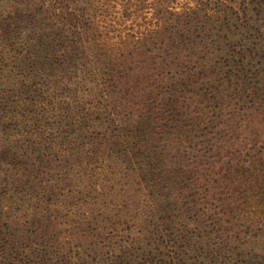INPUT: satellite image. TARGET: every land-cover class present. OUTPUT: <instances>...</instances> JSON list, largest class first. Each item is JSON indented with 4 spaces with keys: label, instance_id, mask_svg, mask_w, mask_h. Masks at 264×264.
<instances>
[{
    "label": "trees",
    "instance_id": "obj_1",
    "mask_svg": "<svg viewBox=\"0 0 264 264\" xmlns=\"http://www.w3.org/2000/svg\"><path fill=\"white\" fill-rule=\"evenodd\" d=\"M264 0H0V264H264Z\"/></svg>",
    "mask_w": 264,
    "mask_h": 264
},
{
    "label": "rangeland",
    "instance_id": "obj_2",
    "mask_svg": "<svg viewBox=\"0 0 264 264\" xmlns=\"http://www.w3.org/2000/svg\"><path fill=\"white\" fill-rule=\"evenodd\" d=\"M263 257H264V256H263ZM262 262H263V261H262V260H260L259 262H257V264H262Z\"/></svg>",
    "mask_w": 264,
    "mask_h": 264
}]
</instances>
